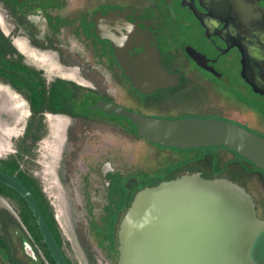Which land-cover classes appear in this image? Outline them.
<instances>
[{
  "label": "flooded vegetation",
  "instance_id": "1",
  "mask_svg": "<svg viewBox=\"0 0 264 264\" xmlns=\"http://www.w3.org/2000/svg\"><path fill=\"white\" fill-rule=\"evenodd\" d=\"M2 12L8 26L7 31L0 26L1 30L16 50L14 54H6V58L12 60L13 76L19 75L31 82H44L48 90L52 86L63 85L77 94L73 97V105L65 106L68 111L46 109L44 114L63 116L69 123L70 118L118 123L127 134L159 149L182 150L148 141L139 135L136 124L129 118L93 106L99 100H105L151 117L208 118L211 116H200L207 114L203 110H194L190 106L189 96L201 87L217 99L218 107L236 108L231 110L237 111L238 116L246 117L217 114L218 119L236 123L264 136V0H0V22L4 19ZM20 33L22 40L19 41ZM25 47L41 51L44 56L45 53L53 55L64 69L79 64V69L113 70L114 73L108 75L112 76L118 89L115 93L108 89L100 91L92 84L65 76L47 82L44 67L26 63L23 57L27 53ZM156 49L160 64L169 74L178 77L168 80L165 86L143 92L125 74L116 53L127 50L137 55ZM24 66L36 70L37 74L31 73L32 78H29ZM10 77L0 75V81L9 84L28 101L31 114L30 91L26 86L22 89L14 86ZM42 83L39 89H42ZM135 127L138 135L134 134ZM69 128L67 140L76 143V136ZM201 148L205 147L188 149ZM230 151L252 164L251 170L244 169V174L250 175L252 184L241 182L229 172L212 177L226 176L244 185L255 198L259 217L264 219V171L249 159ZM103 158L104 155H100L95 161L101 162ZM102 165L107 184L106 214L102 224L94 220L91 227L98 234V245L107 251V259L116 257L117 264L119 225L135 193L147 185L190 170L173 174V164L153 170L137 168L140 165L136 163L124 170L115 158L104 161ZM191 172L209 177L202 169ZM42 191L45 194L43 188ZM0 198L13 205L19 214L5 204L0 205V211L10 210L12 214H17L24 228L13 226L15 230L22 231L21 248L15 244L20 264H50L42 244L24 224L19 200L1 192ZM36 199L42 208L41 201ZM111 227L116 228V245L113 244ZM62 249L73 264L63 246ZM89 250L92 262L96 264ZM0 262L10 264L2 254Z\"/></svg>",
  "mask_w": 264,
  "mask_h": 264
},
{
  "label": "water",
  "instance_id": "2",
  "mask_svg": "<svg viewBox=\"0 0 264 264\" xmlns=\"http://www.w3.org/2000/svg\"><path fill=\"white\" fill-rule=\"evenodd\" d=\"M116 55L143 92L178 77L160 64L158 50ZM93 108L129 118L148 141L183 149L223 146L264 171V136L236 123L213 117H151L105 100ZM0 183L28 202L56 264H70L30 188L1 169ZM118 251L117 264H264V219L244 185L226 176L186 172L135 193L119 225Z\"/></svg>",
  "mask_w": 264,
  "mask_h": 264
},
{
  "label": "rangeland",
  "instance_id": "3",
  "mask_svg": "<svg viewBox=\"0 0 264 264\" xmlns=\"http://www.w3.org/2000/svg\"><path fill=\"white\" fill-rule=\"evenodd\" d=\"M2 15L4 19L0 26L7 31L8 25L3 12ZM18 36V40H22V33ZM25 48L27 53L23 57L26 63L44 67V79L47 82L65 76L81 83L92 84L100 91L108 89L109 92L115 93L118 89L112 76L108 75L114 73L113 70L79 69V64L64 69L55 61L53 55L45 53L44 56L41 51ZM189 97L190 106L194 110L207 113L200 115L202 117L219 118L217 114H220L246 118L231 110L236 108L218 107L215 102L217 99L201 87ZM44 116L46 134L31 153L24 156L21 167L38 180L52 203L63 238V248L73 264H93L89 249L96 259V264H116V257L113 260L107 259V251L98 245V234L91 227L94 220L102 224L106 214L107 184L102 163L108 159H117L119 167L124 170L128 166H135V163L140 165L136 166L137 168L153 170L173 164V174L184 173L187 169L190 172L202 169L209 177L229 172L241 182L252 184L250 175L244 174L245 168H253L252 164L223 147L159 149L127 134L118 123L73 118H70L69 123L60 115ZM29 117L28 101L9 84L0 81V158H7L16 153V139L23 135ZM69 127L72 135L76 136V143L72 144L67 140ZM100 155H104V158L101 162H96L95 158ZM254 183L256 184V180ZM2 204L19 214L13 205L6 204L0 198V205ZM17 214H14L15 217ZM12 234L14 244L21 248L22 231L12 227ZM38 248L42 250L39 245Z\"/></svg>",
  "mask_w": 264,
  "mask_h": 264
},
{
  "label": "trees",
  "instance_id": "4",
  "mask_svg": "<svg viewBox=\"0 0 264 264\" xmlns=\"http://www.w3.org/2000/svg\"><path fill=\"white\" fill-rule=\"evenodd\" d=\"M15 52L16 50L14 47H12L11 41L8 37L5 36L0 27V75L11 76L10 78L14 86H16L17 88L22 89L26 86V88L30 91L29 97L31 100L30 104L32 108V113L30 114V117L26 123V128L23 135L16 139V153L7 158H0V169L19 178L41 201L43 212L58 243L62 247L63 238L59 224L54 214L53 207L43 193L42 187L39 185L38 180L27 173L21 167V160L24 159V156L26 154L31 153L37 143L46 134V123L44 116L45 114L43 112L46 109L52 110L53 112L68 111L69 109H67L65 106H72L73 97H76L77 94H75L73 91H70L68 87H64L63 85L52 86L50 90H48L44 82H31L30 79L26 81L25 78H21L19 75L13 76V74L11 73L13 67L10 64L12 60L7 59L6 54H14ZM23 69L28 73L29 78H32L31 73L37 74L36 70L32 68L24 66ZM41 83L43 84V86L42 89H39ZM134 134L138 135L136 127L134 130ZM0 192L3 194L11 195L19 200L21 209L20 213L24 224L30 230L32 235L42 244L50 264H56L46 244L43 241V237L39 230L38 224L28 204L26 203V200L17 191L3 183H0ZM13 226H17L20 229L24 230L22 223L17 219V217H15L14 214L11 213V211H0V254L3 255L7 263L20 264V260L16 257L17 247L14 244V240L12 237ZM111 231L113 244L116 245L117 242L114 240V233L116 232V228L111 227Z\"/></svg>",
  "mask_w": 264,
  "mask_h": 264
}]
</instances>
